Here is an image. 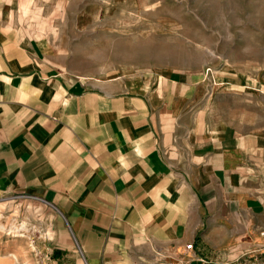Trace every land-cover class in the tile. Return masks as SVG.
<instances>
[{
    "label": "crops",
    "instance_id": "crops-1",
    "mask_svg": "<svg viewBox=\"0 0 264 264\" xmlns=\"http://www.w3.org/2000/svg\"><path fill=\"white\" fill-rule=\"evenodd\" d=\"M16 3L0 0V199L60 214L73 264L264 259V122L208 119L170 74L67 73L17 24ZM230 87L264 108V74Z\"/></svg>",
    "mask_w": 264,
    "mask_h": 264
},
{
    "label": "rangeland",
    "instance_id": "rangeland-1",
    "mask_svg": "<svg viewBox=\"0 0 264 264\" xmlns=\"http://www.w3.org/2000/svg\"><path fill=\"white\" fill-rule=\"evenodd\" d=\"M14 13L67 73L170 74L198 94L193 101L209 108L208 119L242 128L264 122L257 96L230 87L264 74V0H17ZM70 248L67 225L50 206L26 195L0 199V264H73L63 256Z\"/></svg>",
    "mask_w": 264,
    "mask_h": 264
},
{
    "label": "built area",
    "instance_id": "built-area-1",
    "mask_svg": "<svg viewBox=\"0 0 264 264\" xmlns=\"http://www.w3.org/2000/svg\"><path fill=\"white\" fill-rule=\"evenodd\" d=\"M260 234L264 236V231L261 232ZM184 248H185V251H190L192 249V244H187ZM177 263H180V262H177Z\"/></svg>",
    "mask_w": 264,
    "mask_h": 264
},
{
    "label": "bare ground",
    "instance_id": "bare-ground-1",
    "mask_svg": "<svg viewBox=\"0 0 264 264\" xmlns=\"http://www.w3.org/2000/svg\"><path fill=\"white\" fill-rule=\"evenodd\" d=\"M23 13V12H22ZM34 28V27H33ZM33 34V33H32Z\"/></svg>",
    "mask_w": 264,
    "mask_h": 264
},
{
    "label": "trees",
    "instance_id": "trees-1",
    "mask_svg": "<svg viewBox=\"0 0 264 264\" xmlns=\"http://www.w3.org/2000/svg\"><path fill=\"white\" fill-rule=\"evenodd\" d=\"M53 258V257H52Z\"/></svg>",
    "mask_w": 264,
    "mask_h": 264
}]
</instances>
